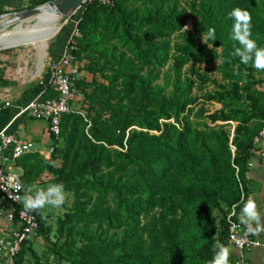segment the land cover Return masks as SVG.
I'll return each mask as SVG.
<instances>
[{"label":"trees","instance_id":"16d2710c","mask_svg":"<svg viewBox=\"0 0 264 264\" xmlns=\"http://www.w3.org/2000/svg\"><path fill=\"white\" fill-rule=\"evenodd\" d=\"M53 1L33 0L31 8ZM140 1L110 0L108 5L90 0L58 35L71 33L75 26L79 30L75 56L78 62H88L83 71L93 78L80 77V66L74 85L88 120L78 114L63 116L60 138L51 136V158L32 153L18 161L23 186L50 173L55 178L52 184L63 183L73 193V206L59 220V230L69 238L79 234L80 224L106 226L124 236L113 243L82 234L80 248L75 249L71 240L57 248L46 219L36 212L38 233L47 243L44 254L56 264H209L216 242L229 247L228 216L234 210L238 218L242 198L250 196L252 151L264 129V79L256 76L251 64L230 55L240 45L232 39L228 14L234 8L247 11L251 39L264 48V0H208L198 12L196 32L204 35L215 29L222 72L232 87L230 93L210 98L224 105L208 115L195 110L182 93L169 99L139 75L136 61L147 67L167 63L174 37L191 17L177 6L167 10L170 0H155L157 10L135 17L130 8ZM119 48L124 50L120 54ZM213 54L211 50L198 54L188 43L176 58L178 73ZM2 74L0 70V86ZM99 75L104 82L98 81ZM49 97V92L43 95ZM57 161L60 167L55 166ZM112 167L130 172L129 181L112 184V179L100 176ZM90 193L110 199L113 210L88 211ZM159 209L162 216L157 218ZM217 211L219 220L214 219ZM13 222L19 223L18 213ZM196 222L204 235L200 245L189 239ZM31 261L45 264L31 241H25L15 264Z\"/></svg>","mask_w":264,"mask_h":264},{"label":"rangeland","instance_id":"374dc122","mask_svg":"<svg viewBox=\"0 0 264 264\" xmlns=\"http://www.w3.org/2000/svg\"><path fill=\"white\" fill-rule=\"evenodd\" d=\"M207 1L208 0H170V2L166 4L167 10L177 6L180 10L187 9L191 17L188 20L186 27L176 37H174L167 63L161 67H147L138 61L135 62V68L138 70L139 75L151 81L153 87L161 91L167 98L173 99L177 97L178 94L182 93L185 99L194 103L193 107L195 110L202 109L207 112L206 115L221 111L224 105V103L218 101H210L211 97L222 93H230L232 90L231 85L224 78L222 72V50L215 46L214 39H210L208 34L200 35L196 32L197 25L201 21L198 16V12ZM158 8L159 6L155 0H143L131 7L130 10L134 12L135 17H139L140 13L143 14L148 11H154ZM78 18L74 24H76ZM72 22L73 21L70 19L68 23L60 26L59 32L49 40L46 51L43 55L40 54L36 47L19 46L0 51V58L1 56H5L6 58L10 57V59L6 61L10 67L16 70L21 68L23 73L29 72L33 77L37 79L41 78L40 76L43 75L45 66L48 64L51 45L54 43L59 33L62 32L63 28L70 25ZM34 23L35 21L31 20V22L24 23L23 26H31ZM7 30L12 31L13 28L10 27ZM188 43H192L198 54H201L205 50H211L214 54L212 57L208 58L206 62H192L185 66L181 73H178L176 68V58L179 54V50L185 47ZM123 51V49L119 48L118 54ZM79 65L82 70L80 77L87 76V79L91 81L93 76L83 71L88 65V62L82 61L79 62ZM255 74L258 78L264 79V71L255 70ZM98 81L102 83L104 82V79L99 75ZM82 98L83 97H81V100ZM76 107L80 108L78 110L82 111L88 120V115L87 112L84 111V108L81 107V105H77ZM171 123H173V121ZM100 176H103L106 179H112V184L120 182L124 184L129 181L130 172H120L116 167H112L110 169H104ZM87 177L88 179H92V177ZM54 179L55 178L53 177V180ZM53 180H41V182L48 186L49 184H52ZM66 191L68 193V198L65 205L59 209L45 212L46 228L51 231V240L57 245V248L62 247L69 240H71V243L73 242L76 244L75 249L80 248L84 244L82 234L101 237L113 243L122 242L124 236L123 231L109 230L106 226L102 225L80 224L77 226L79 234L73 239L68 237L65 230L60 231L59 220L64 218L67 209L71 208L74 203L73 193L69 192L67 189ZM86 201L89 202L87 204L88 211L104 212L108 209L113 210L111 200L106 199L103 196L90 193ZM156 213L157 218L162 216V210L159 209ZM220 218V213L218 211L215 212L214 219L219 220ZM1 220L7 226L8 223L6 224V219ZM11 225L12 224L10 223L9 226ZM189 239L194 245H200L203 243L204 235L201 231V224L199 222H196L193 225ZM30 241L34 250L41 258L42 263L56 264L55 258L44 254L47 243L44 241L43 237L39 235V233H37L36 237ZM25 264H34V261H31L30 263L27 262ZM65 264L70 263L65 262Z\"/></svg>","mask_w":264,"mask_h":264},{"label":"built area","instance_id":"2783aa9c","mask_svg":"<svg viewBox=\"0 0 264 264\" xmlns=\"http://www.w3.org/2000/svg\"><path fill=\"white\" fill-rule=\"evenodd\" d=\"M110 4V0H102ZM80 36L77 26L69 36V41L61 60L50 67L53 93L49 98L38 96L20 110L19 116H28L37 121H46L49 133L56 139L61 135L63 116L78 114L86 119L85 114L75 107L82 97L74 85L80 76V65L75 52L78 50L77 38ZM9 106V104H7ZM264 142V129L255 138L253 158L264 159L261 144ZM33 142L23 141L10 132L9 127L0 132V219L13 222L18 213L19 223L9 237L0 235V264H15L25 241L33 240L39 231L38 216L35 211H27L20 203L24 195V186L19 173L18 161L26 155L36 153ZM233 210L228 216L229 248L234 257V264H251L249 255L257 248L264 252V242L256 236L246 234V229L239 223ZM14 223V222H13Z\"/></svg>","mask_w":264,"mask_h":264},{"label":"crops","instance_id":"0c3cea01","mask_svg":"<svg viewBox=\"0 0 264 264\" xmlns=\"http://www.w3.org/2000/svg\"><path fill=\"white\" fill-rule=\"evenodd\" d=\"M33 0H0V14L15 13L18 11L31 8ZM77 23V22H76ZM72 33V31H71ZM71 33L57 37L51 45L48 64L45 66L44 73L41 78L33 77L29 72L23 73L20 68L16 70L7 64L10 57L1 56L0 70L2 71V85L0 86V132L9 127L10 132L23 141L33 142L37 149V154L44 160H49L52 156L53 140L49 133V125L46 121H37L28 116H19L23 106L43 96L47 92L50 96L53 93L51 86V71L49 67L61 60L65 53L69 36ZM87 77V76H85ZM83 99L76 102L75 107L82 106ZM9 104V106H7ZM77 108V107H76ZM80 109V108H77ZM264 151V142L261 144ZM60 161L55 163L56 167H60ZM22 175V170H19ZM53 175L44 173L38 181L41 187H47L41 180L51 181ZM249 178V194L255 199L259 205L262 215V224H264V159L253 158L250 165ZM1 220V219H0ZM7 226L0 221V235L9 237L12 231L18 227V224L6 220ZM12 224L11 226L10 223ZM257 238L260 242H264V231H261ZM231 251V250H230ZM232 253V251H231ZM251 264H264V252L257 248L249 255Z\"/></svg>","mask_w":264,"mask_h":264},{"label":"clouds","instance_id":"9594fccd","mask_svg":"<svg viewBox=\"0 0 264 264\" xmlns=\"http://www.w3.org/2000/svg\"><path fill=\"white\" fill-rule=\"evenodd\" d=\"M228 15L233 20L232 39L240 45L230 55L239 57L240 62L245 65L251 64L254 69L264 71V48L258 47L256 41L251 39V16L240 8L232 9ZM208 37L210 39L215 37V29L209 30ZM67 198L68 193L63 183L49 184L46 188L33 183L24 189L20 203L25 210L39 212L41 218L45 219L46 211L61 208L67 202ZM241 202L239 223L245 227L246 234L259 235L264 231V224L257 201L249 196L246 200L242 198ZM230 255L228 246L216 242L209 264H230Z\"/></svg>","mask_w":264,"mask_h":264},{"label":"bare ground","instance_id":"6f19581e","mask_svg":"<svg viewBox=\"0 0 264 264\" xmlns=\"http://www.w3.org/2000/svg\"><path fill=\"white\" fill-rule=\"evenodd\" d=\"M32 20L35 23L31 26H22L21 28H16L12 31L6 30L1 33L0 49L3 47L33 46L43 55L49 40L59 32L61 19L53 12L47 10L33 17Z\"/></svg>","mask_w":264,"mask_h":264},{"label":"water","instance_id":"95a60500","mask_svg":"<svg viewBox=\"0 0 264 264\" xmlns=\"http://www.w3.org/2000/svg\"><path fill=\"white\" fill-rule=\"evenodd\" d=\"M88 1L90 0H55L42 6L2 15L0 16V34L10 27H12L13 30L21 28L25 22L31 21L33 17L47 10L56 14L61 19L60 26H63L78 13ZM11 48L12 47H3L0 51Z\"/></svg>","mask_w":264,"mask_h":264}]
</instances>
